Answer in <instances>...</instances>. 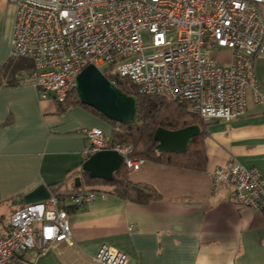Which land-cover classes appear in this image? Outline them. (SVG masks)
Masks as SVG:
<instances>
[{"label":"built area","instance_id":"1","mask_svg":"<svg viewBox=\"0 0 264 264\" xmlns=\"http://www.w3.org/2000/svg\"><path fill=\"white\" fill-rule=\"evenodd\" d=\"M8 1L15 6L11 54L32 61L27 82L39 100L62 103L88 64L103 73L110 66L139 95L169 97L204 120L243 115L249 89L258 98L254 63L264 56V0ZM216 49L228 59H219ZM83 133L84 159L111 149L130 171L145 162L131 156V142L113 143L99 127ZM210 177L212 188L229 186L236 203L264 211V178L257 168L232 159ZM96 195L51 194L0 219V264H31L29 251L70 242L66 205L83 206ZM91 261L128 264L129 258L104 244Z\"/></svg>","mask_w":264,"mask_h":264},{"label":"crops","instance_id":"2","mask_svg":"<svg viewBox=\"0 0 264 264\" xmlns=\"http://www.w3.org/2000/svg\"><path fill=\"white\" fill-rule=\"evenodd\" d=\"M14 20L15 6L0 0V69L11 54ZM254 70L258 98L249 89L243 115L207 126L204 171L145 161L130 179L152 184L160 200L139 204L99 193L83 206L68 203L71 241L29 251L31 264H93L104 244L123 251L128 264H264V211L239 205L229 186L212 188L210 177L235 159L264 178V56ZM90 127L109 136L110 126L91 110L39 100L27 79L14 86L0 80L1 219L40 184L51 194L59 182L74 184L79 176L69 175L81 169Z\"/></svg>","mask_w":264,"mask_h":264},{"label":"trees","instance_id":"3","mask_svg":"<svg viewBox=\"0 0 264 264\" xmlns=\"http://www.w3.org/2000/svg\"><path fill=\"white\" fill-rule=\"evenodd\" d=\"M105 68V75L112 80L117 88L128 96L134 97L136 104L135 119L129 123H121L110 119L100 111L83 104L75 89L65 98L61 106L81 105L110 126L109 140L113 143H123L131 140L133 143L132 157L142 158L157 164L185 168L195 171H204L207 164L204 140L208 135L207 126L212 120H204L193 113L186 104L179 103L161 95H139L133 83L126 77L120 76ZM32 71V61L28 58L10 54L0 69V80L6 85L14 86L27 79ZM198 125L200 133L194 137L185 152H158L153 139L157 127L179 129L187 125ZM130 170L122 164L114 173L111 180L91 178L87 171L77 169L70 172V177L79 176L80 186L74 184L66 188L62 182L53 186L54 194L77 193L82 190H92L103 194L113 195L123 200L148 204L160 200L161 194L149 183H134L130 179ZM25 205V204H24ZM1 219V217H0ZM40 252V251H39ZM29 260V258H28Z\"/></svg>","mask_w":264,"mask_h":264},{"label":"water","instance_id":"4","mask_svg":"<svg viewBox=\"0 0 264 264\" xmlns=\"http://www.w3.org/2000/svg\"><path fill=\"white\" fill-rule=\"evenodd\" d=\"M75 91L80 101L110 119L121 123L134 121L136 104L134 97L123 93L106 75L93 64L86 65L76 76ZM198 125H187L179 129L157 127L153 139L158 152L183 153L190 141L198 136ZM123 164V156L115 150H100L84 159L81 169L88 172L91 178L111 180L113 173ZM75 187L80 186V178L74 179ZM51 192L44 184L38 185L23 196L25 204L48 198Z\"/></svg>","mask_w":264,"mask_h":264},{"label":"rangeland","instance_id":"5","mask_svg":"<svg viewBox=\"0 0 264 264\" xmlns=\"http://www.w3.org/2000/svg\"><path fill=\"white\" fill-rule=\"evenodd\" d=\"M144 37H145V40L147 39V36L146 35H144ZM225 51V50H224ZM224 51H222V50H218V49H216V50H214L213 52H214V54L219 58V59H223V60H227L228 59V53H226V52H224ZM126 142H131L132 143V141L131 140H128V141H126ZM133 144V143H132ZM100 192H97V194H99ZM6 215H4V216H7V213H5Z\"/></svg>","mask_w":264,"mask_h":264}]
</instances>
